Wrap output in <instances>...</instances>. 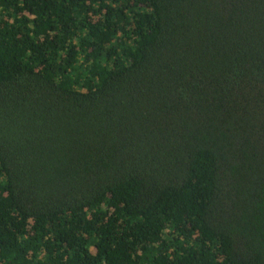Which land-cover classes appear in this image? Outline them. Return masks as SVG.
<instances>
[{
  "label": "trees",
  "instance_id": "1",
  "mask_svg": "<svg viewBox=\"0 0 264 264\" xmlns=\"http://www.w3.org/2000/svg\"><path fill=\"white\" fill-rule=\"evenodd\" d=\"M0 264H264V0H0Z\"/></svg>",
  "mask_w": 264,
  "mask_h": 264
}]
</instances>
